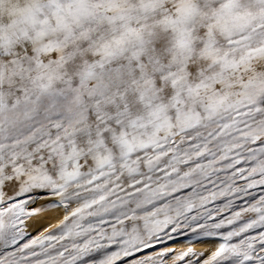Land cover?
Returning <instances> with one entry per match:
<instances>
[{
  "label": "snow or ice",
  "instance_id": "snow-or-ice-1",
  "mask_svg": "<svg viewBox=\"0 0 264 264\" xmlns=\"http://www.w3.org/2000/svg\"><path fill=\"white\" fill-rule=\"evenodd\" d=\"M0 264H264V0H0Z\"/></svg>",
  "mask_w": 264,
  "mask_h": 264
},
{
  "label": "bare ground",
  "instance_id": "bare-ground-1",
  "mask_svg": "<svg viewBox=\"0 0 264 264\" xmlns=\"http://www.w3.org/2000/svg\"><path fill=\"white\" fill-rule=\"evenodd\" d=\"M197 247H198V248H201V247H203V246H202V245H197Z\"/></svg>",
  "mask_w": 264,
  "mask_h": 264
},
{
  "label": "rangeland",
  "instance_id": "rangeland-1",
  "mask_svg": "<svg viewBox=\"0 0 264 264\" xmlns=\"http://www.w3.org/2000/svg\"><path fill=\"white\" fill-rule=\"evenodd\" d=\"M178 246H182V245H178Z\"/></svg>",
  "mask_w": 264,
  "mask_h": 264
}]
</instances>
